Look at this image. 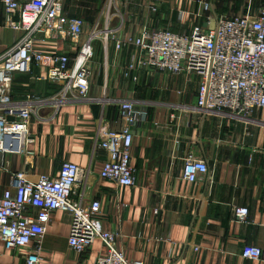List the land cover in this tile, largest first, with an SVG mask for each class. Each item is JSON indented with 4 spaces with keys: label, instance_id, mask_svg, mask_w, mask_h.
Instances as JSON below:
<instances>
[{
    "label": "crops",
    "instance_id": "1",
    "mask_svg": "<svg viewBox=\"0 0 264 264\" xmlns=\"http://www.w3.org/2000/svg\"><path fill=\"white\" fill-rule=\"evenodd\" d=\"M104 0H65L64 11L90 29ZM207 6V10H204ZM264 7V0H126L112 12L111 27L120 35L137 36L144 28L188 30L207 18L246 14ZM103 18L101 19L102 23ZM22 33L6 25L0 2V55ZM45 64L53 54H73L78 44L69 39L40 44ZM90 98L66 104L47 101L58 87L46 80L44 68L32 65L27 74H15L12 96L27 97L36 108L30 127L28 155L0 153V194L11 176L20 171L29 177H55L62 162L87 170L79 193L101 203L103 226L119 235L116 243L128 260L150 264H263L241 257L246 245L264 248V109L246 116L206 113L196 108L199 80L196 75H170L142 69L133 83L124 77L136 50L94 43ZM134 100L146 112L145 121L133 128L132 187H116L98 177L105 162L97 132L117 131L123 100ZM120 127V126H119ZM189 155L208 167L199 180H183ZM245 207L240 221L234 209ZM154 210H157L155 213ZM69 220L61 212L51 215L39 264H92L104 253L96 242L85 254L67 246ZM21 254V253H20ZM22 255V254H21ZM0 264H22L0 244Z\"/></svg>",
    "mask_w": 264,
    "mask_h": 264
},
{
    "label": "built area",
    "instance_id": "2",
    "mask_svg": "<svg viewBox=\"0 0 264 264\" xmlns=\"http://www.w3.org/2000/svg\"><path fill=\"white\" fill-rule=\"evenodd\" d=\"M125 1L104 0L98 18L85 31L87 23L83 19L65 13V0H0L6 25L22 33L0 55V153L31 154L27 150L31 142L29 127L36 108L29 97L13 98L15 74L29 73L32 65L44 68V76L37 79L58 87L47 100L50 103L92 99L91 63L96 41L105 48L113 44L118 53L123 48L136 50L123 72L133 83L142 69L175 76L196 75L199 111L246 116L254 109H264V7L236 16L207 18L188 30L144 28L137 36H122L120 27H111L110 21L114 8ZM67 39L78 44L77 51L53 54V63L45 64L39 45ZM116 105L119 130L97 132L98 145L106 156L98 177L116 187H132L136 181L130 154L133 128L145 121L146 112L130 99ZM207 170L204 160L189 155L184 160L182 178L193 183ZM86 174L85 168L69 161L62 162L55 177L31 178L25 171L14 173L0 194V244L4 250L20 256L22 264H39L51 215L61 212L69 220L67 246L73 254L83 255L100 242L104 253L92 264H150L128 260L118 248L119 235L102 224L100 201L88 198L83 189L79 193ZM247 216V208L234 209L237 220ZM240 255L264 264V248L246 245Z\"/></svg>",
    "mask_w": 264,
    "mask_h": 264
},
{
    "label": "rangeland",
    "instance_id": "3",
    "mask_svg": "<svg viewBox=\"0 0 264 264\" xmlns=\"http://www.w3.org/2000/svg\"><path fill=\"white\" fill-rule=\"evenodd\" d=\"M257 9H250L251 12H255ZM79 17V16H78Z\"/></svg>",
    "mask_w": 264,
    "mask_h": 264
},
{
    "label": "water",
    "instance_id": "4",
    "mask_svg": "<svg viewBox=\"0 0 264 264\" xmlns=\"http://www.w3.org/2000/svg\"><path fill=\"white\" fill-rule=\"evenodd\" d=\"M119 126H120V122L118 121V129H117V131L119 130ZM117 131H116V132H117Z\"/></svg>",
    "mask_w": 264,
    "mask_h": 264
}]
</instances>
